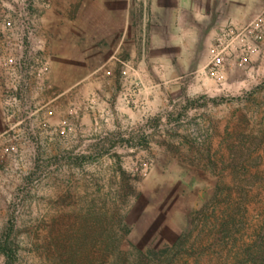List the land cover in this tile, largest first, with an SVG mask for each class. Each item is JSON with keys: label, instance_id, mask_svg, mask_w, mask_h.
I'll list each match as a JSON object with an SVG mask.
<instances>
[{"label": "rangeland", "instance_id": "rangeland-1", "mask_svg": "<svg viewBox=\"0 0 264 264\" xmlns=\"http://www.w3.org/2000/svg\"><path fill=\"white\" fill-rule=\"evenodd\" d=\"M21 1L0 0V14ZM50 1L30 0L31 40L0 33L13 264H255L264 0H113L129 4L130 32L69 86L41 35ZM66 1L71 14L81 0Z\"/></svg>", "mask_w": 264, "mask_h": 264}, {"label": "crops", "instance_id": "crops-1", "mask_svg": "<svg viewBox=\"0 0 264 264\" xmlns=\"http://www.w3.org/2000/svg\"><path fill=\"white\" fill-rule=\"evenodd\" d=\"M67 3H54L44 11L40 24L41 35L53 45V68L64 73V83L69 86L91 72L96 59L108 55L114 36L120 41L130 32V16L125 1L116 8L113 0H81L73 3L76 8L71 14Z\"/></svg>", "mask_w": 264, "mask_h": 264}, {"label": "built area", "instance_id": "built-area-1", "mask_svg": "<svg viewBox=\"0 0 264 264\" xmlns=\"http://www.w3.org/2000/svg\"><path fill=\"white\" fill-rule=\"evenodd\" d=\"M5 6L8 12L0 14V25L1 27L3 26V31L1 30L0 33L4 34V30H10V35L21 41L31 40L36 30L34 12L30 0H22L18 9H16V7L12 8L11 2ZM50 6V0H43V8H49ZM8 14H13L14 18L8 17ZM14 23L16 25L15 27ZM229 31L232 32L231 29Z\"/></svg>", "mask_w": 264, "mask_h": 264}, {"label": "trees", "instance_id": "trees-1", "mask_svg": "<svg viewBox=\"0 0 264 264\" xmlns=\"http://www.w3.org/2000/svg\"><path fill=\"white\" fill-rule=\"evenodd\" d=\"M261 243V247L254 254L253 262L255 264H264V226L262 228ZM0 251L5 257L4 264H13L15 251L11 246L9 234H5L2 241H0Z\"/></svg>", "mask_w": 264, "mask_h": 264}]
</instances>
